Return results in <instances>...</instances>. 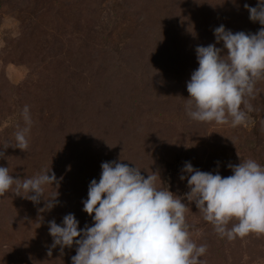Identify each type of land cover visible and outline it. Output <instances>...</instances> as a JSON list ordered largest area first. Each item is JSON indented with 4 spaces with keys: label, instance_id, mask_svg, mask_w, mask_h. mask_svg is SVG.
Masks as SVG:
<instances>
[{
    "label": "rangeland",
    "instance_id": "1",
    "mask_svg": "<svg viewBox=\"0 0 264 264\" xmlns=\"http://www.w3.org/2000/svg\"><path fill=\"white\" fill-rule=\"evenodd\" d=\"M0 264H264V0H0Z\"/></svg>",
    "mask_w": 264,
    "mask_h": 264
},
{
    "label": "trees",
    "instance_id": "2",
    "mask_svg": "<svg viewBox=\"0 0 264 264\" xmlns=\"http://www.w3.org/2000/svg\"><path fill=\"white\" fill-rule=\"evenodd\" d=\"M170 226L176 227L178 230L183 229L184 225L183 224H178V223H169Z\"/></svg>",
    "mask_w": 264,
    "mask_h": 264
}]
</instances>
